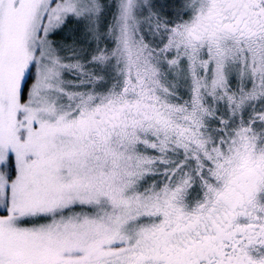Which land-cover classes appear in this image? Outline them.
Masks as SVG:
<instances>
[{"label": "snow or ice", "instance_id": "6c2138e0", "mask_svg": "<svg viewBox=\"0 0 264 264\" xmlns=\"http://www.w3.org/2000/svg\"><path fill=\"white\" fill-rule=\"evenodd\" d=\"M0 264H264V0H0Z\"/></svg>", "mask_w": 264, "mask_h": 264}]
</instances>
